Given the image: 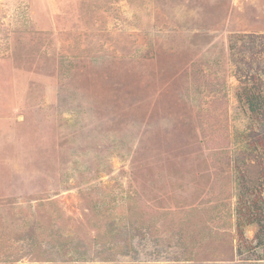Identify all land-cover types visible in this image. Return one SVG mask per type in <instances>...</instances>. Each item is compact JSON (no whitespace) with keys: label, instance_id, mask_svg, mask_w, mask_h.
<instances>
[{"label":"rangeland","instance_id":"rangeland-1","mask_svg":"<svg viewBox=\"0 0 264 264\" xmlns=\"http://www.w3.org/2000/svg\"><path fill=\"white\" fill-rule=\"evenodd\" d=\"M246 86L264 0H0V264H264Z\"/></svg>","mask_w":264,"mask_h":264},{"label":"trees","instance_id":"trees-1","mask_svg":"<svg viewBox=\"0 0 264 264\" xmlns=\"http://www.w3.org/2000/svg\"><path fill=\"white\" fill-rule=\"evenodd\" d=\"M25 74H23V76ZM40 88H41V91L37 93L40 94L42 97L46 91V86L41 84ZM252 88H249L248 86H246L244 89V94L248 98L246 102L248 106L250 107V111L252 112L253 116L256 117V120H262L264 119V106H262L264 102V98H263L264 95L260 96L259 91L256 89L252 90ZM38 103H39L38 104L39 109H37L38 110L37 113H40V114H35V115H38L41 118V121H43V123H46L45 126L48 124L50 120L52 122V127H50L51 132L57 133L58 128L56 127V125H58L57 123H59L60 121H63L62 114L65 111L61 110L59 112V115H58L59 118H58L56 116L57 103L53 99H51V103L48 105H43L42 104L43 101L41 103L40 102ZM257 103L258 104L260 103L261 106L257 107L258 106ZM41 110L45 111L43 115H41ZM77 113L78 114L85 113V108H83V105L80 106V111ZM40 125L41 124L39 123H37V126L34 125L36 127L35 129L38 130L39 129L38 127H40ZM45 126L44 124H42L41 129ZM262 145H263L262 153L259 156L263 158L264 157V142L263 141H262ZM255 147L257 149V145H255ZM260 162L256 164H248V165L245 164V169H244L245 171H244V174L242 175V180H243L242 194L240 196L239 204L237 206V213L239 217L238 234L240 236V239H243L242 237L244 233L243 226L252 225V224L257 225V231L255 234V238L251 241L253 244H250L248 247H249V250L253 248L255 249V251L258 248L262 249L263 254L261 255V258H264V196L258 193V190H261V191L264 190V164ZM177 165H180V164H177Z\"/></svg>","mask_w":264,"mask_h":264},{"label":"crops","instance_id":"crops-1","mask_svg":"<svg viewBox=\"0 0 264 264\" xmlns=\"http://www.w3.org/2000/svg\"><path fill=\"white\" fill-rule=\"evenodd\" d=\"M13 193V190L11 191ZM6 197V196H5Z\"/></svg>","mask_w":264,"mask_h":264}]
</instances>
